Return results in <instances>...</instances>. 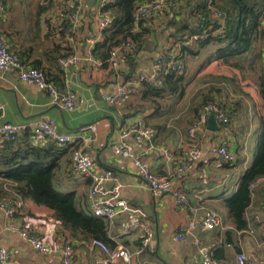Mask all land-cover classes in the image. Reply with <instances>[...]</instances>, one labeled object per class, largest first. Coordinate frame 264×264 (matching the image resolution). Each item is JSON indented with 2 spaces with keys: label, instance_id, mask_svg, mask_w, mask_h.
<instances>
[{
  "label": "crops",
  "instance_id": "0c3cea01",
  "mask_svg": "<svg viewBox=\"0 0 264 264\" xmlns=\"http://www.w3.org/2000/svg\"><path fill=\"white\" fill-rule=\"evenodd\" d=\"M192 1L176 0L179 9L175 17L173 11H165L151 21L136 24L135 30L142 32L150 46L139 53L134 70L123 57V50L119 52L117 69L93 54L95 45L103 39L99 28L103 13L100 0H53L39 17L34 8L30 9L33 19L29 24L24 18L28 8L15 5L8 9L6 20L0 22V31L9 49L24 56L27 63L37 60L56 88L60 92L73 91L78 102L73 110L63 109L51 102L47 92L18 80L15 69L0 70V104L4 110L0 125L11 122L28 126L42 116L54 119L57 132L68 136V141L61 144L65 153L60 160L57 187L74 191L82 205L88 204L89 180L75 172L70 153L80 144L83 135L94 136V142L87 148L94 168L112 171L121 185V196L132 207L146 213L139 222L130 223L125 213L107 222L109 241L106 243L111 247L125 246L131 253L130 263L120 260L117 264H199L204 250L224 264H237L239 253L255 259L254 264H264V178L251 188L244 211L245 227L236 226L225 205L237 191L253 159L259 116L264 108L258 88V80L264 79V35L239 55L207 61L223 45L215 40L189 55L182 50V45H193L190 27L199 22ZM12 12H17L14 18H10ZM210 16L214 18L211 13ZM172 18L175 23L171 24ZM72 20L77 26L68 35L64 28ZM28 28H36L38 34L30 33ZM207 33L215 36L219 30H204L200 36L204 38ZM159 53H171L183 63L182 96L144 93L142 80L154 68ZM67 54H75L81 60L64 68L58 59ZM121 86H127L126 98L118 104H108L103 95ZM207 99L220 104L229 123L223 125L216 119L215 126L207 115L197 130L199 156L190 161L184 172H179L178 167L184 166L191 155L188 126ZM138 121L155 128V141L161 150L150 151L145 142L133 143L136 155L151 172L170 176L173 186L184 192L188 203L197 208L196 213L177 207L171 194L153 195L133 160L113 153V144L123 140L133 142L130 136L121 138L120 131ZM87 125L91 129L81 130ZM221 144L235 154L234 162H225L213 152ZM0 183V198L19 204L11 218L0 211V247L10 251V264H58L60 261L58 249L49 255L33 250L20 235L19 231L25 229L55 248L66 242L72 244L74 264H93L101 255V250L91 245L92 237L57 220L50 208L22 199L10 181L0 179ZM204 208L214 210L220 224L210 230L197 227L185 239L176 240V228L190 218H200ZM13 222L18 229L8 228ZM144 226L151 228L153 239L148 247L141 248ZM195 237L200 239V244L195 243Z\"/></svg>",
  "mask_w": 264,
  "mask_h": 264
},
{
  "label": "built area",
  "instance_id": "2783aa9c",
  "mask_svg": "<svg viewBox=\"0 0 264 264\" xmlns=\"http://www.w3.org/2000/svg\"><path fill=\"white\" fill-rule=\"evenodd\" d=\"M80 2V0H77ZM109 0H100L101 7L105 2ZM207 4L210 7L211 14L216 20H220L224 23V15L221 10L212 5V0H207ZM178 6L176 0H145L137 3L133 11V21L135 24H139L142 21H147L152 17L163 14L165 11ZM8 14L6 6L0 1V20L5 21ZM74 20V19H73ZM72 20V21H73ZM262 24L259 26L260 36L264 35V16L262 17ZM110 21V15L108 12L103 11L99 28L102 30L108 25ZM77 26L75 21L64 28L66 34L71 35L74 28ZM221 30V29H220ZM219 30V32H220ZM197 35H193L191 39H196ZM134 45L131 41H126L111 49L107 62L111 68L117 69L119 66V52L121 50L133 49ZM91 56V55H90ZM80 57L75 54H68L59 58V64L67 68L70 65L77 64L80 61ZM13 68L16 70L15 76L18 80L26 82L28 84L35 85L38 89L48 93L51 102L59 105L66 110H73L77 108L78 102L76 94L68 90L66 92H60L54 83L50 81L45 72L37 67L28 66L23 64L20 57L11 51L7 45L5 36L0 32V70ZM169 70H175L182 72L183 63L178 60L171 53H159L154 60V68L145 77L149 83L156 86L162 84V75ZM128 94L127 86H121L113 93L103 95V99L111 105H115L123 101ZM90 107V104H86ZM4 114L2 105L0 104V116ZM212 114L215 119L221 122L223 125L229 123V118L221 106L216 102H209L204 104L196 114L195 119L189 124L187 129V138L190 147V160L186 161L184 166L178 167L179 172H184L190 165V161L197 159L199 156V149L197 146V130L201 123L205 120L206 116ZM30 129L32 134L37 139L47 140L56 144H64L68 141V136L60 134L56 130V122L54 119L48 116H42L37 118L31 124H15L11 122H5L0 125V145L4 141H12L19 134L25 130ZM91 129V125L83 126L81 130ZM121 138L131 137L133 142L120 141L112 145V151L114 154L122 157L132 159L134 165L141 170L142 178L145 184L150 189L151 193L155 196H163L164 194H171L174 198L175 205L179 208L186 209L189 213L194 214L197 208L188 203L187 195L181 190L173 186V179L168 175H158L151 172L138 158L135 153L133 143L145 142L147 149L150 151H160L161 147L156 144V130L152 126L145 124L143 121H138L132 124L129 128H124L120 131ZM80 144L73 149L71 159L74 165V170L78 175L88 178V191L87 200L88 206L92 213L96 216L104 218L107 222H111L113 218L121 213L126 214V218L130 223L142 221L146 217V213L137 207H132L128 199L121 196V185L110 170H96L94 168L93 159L87 153V148L94 142V136H82ZM163 150V149H162ZM165 153V151L163 150ZM219 158L223 161L232 163L235 161V154L229 151L226 145L221 144L213 148ZM260 179V178H259ZM251 184L253 187L258 180ZM111 184V186H108ZM19 204L11 203L6 198H0V211L7 217L14 216L17 206ZM257 220H260L256 216ZM220 224L219 215L211 209L204 208L200 218H190L184 225H180L176 228L174 238L176 240L185 239L186 235L191 234L197 227L203 229H213ZM9 229H18L13 223L8 226ZM20 235L33 250L49 255L56 251L60 252L61 258L58 264H74L75 249L70 243H64L60 248H55L48 241L39 238L28 230H20ZM153 239V231L150 227H143V234L140 240V247L146 248L149 246ZM195 243L200 244L198 237L194 238ZM91 245L101 250V255L95 259L93 264H117L118 261L130 263L131 253L127 247L119 245L115 247L109 246L106 242L93 238ZM237 264H254L255 259H249L244 253L236 255ZM11 253L4 247H0V264H10ZM199 264H224L214 259L206 250L201 252Z\"/></svg>",
  "mask_w": 264,
  "mask_h": 264
},
{
  "label": "trees",
  "instance_id": "16d2710c",
  "mask_svg": "<svg viewBox=\"0 0 264 264\" xmlns=\"http://www.w3.org/2000/svg\"><path fill=\"white\" fill-rule=\"evenodd\" d=\"M0 1L7 10L14 8V0ZM142 1L145 0H109L103 4L101 9L109 13L110 21L101 30L103 39L95 45L93 54L105 61L113 47L131 41L134 48L124 50L122 55L131 70H134L139 53L150 46L142 37V32L135 30L136 24L133 21L134 8ZM52 2L53 0H42L38 3L35 9L36 16L39 17ZM192 2V8L198 14L196 19L199 22L193 28L190 27V35H197V38L193 40V45H182V50L187 54L194 55L201 46L210 40H215L223 45L211 53L207 61L239 55L249 50L251 43L260 36L259 26L264 16V0H212V5L223 12L224 23L210 16L211 10L207 0H193ZM178 9L179 5L168 11H173V17H175ZM152 18L147 21H151ZM147 21H142L137 26ZM170 23H175L173 18ZM214 29L221 30L215 36L211 33H207L204 38L200 36L201 31L211 32ZM152 38L155 45L154 35ZM17 55L23 64L42 69L37 60L30 64L24 56L18 53ZM127 77H129L128 74ZM142 82L145 86L144 93L151 92L154 96L164 94L182 96L185 89L183 73L175 70H169L162 75L160 86L149 83L146 79ZM258 88L264 100V79L258 80ZM209 102L218 103L207 99L204 104ZM259 121L260 127L256 136L252 163L244 172L237 191L225 201L229 216L238 228H243L246 224L244 211L250 200L251 184L259 178H264V108ZM61 146V144L43 139L35 140L32 132L28 130L12 141H4L0 145V179L13 183L22 199H29L38 205L50 208L57 220L70 225L72 229L108 242L107 221L94 215L88 204L82 205L77 201L74 191H64L57 187L60 160L65 153Z\"/></svg>",
  "mask_w": 264,
  "mask_h": 264
},
{
  "label": "rangeland",
  "instance_id": "374dc122",
  "mask_svg": "<svg viewBox=\"0 0 264 264\" xmlns=\"http://www.w3.org/2000/svg\"><path fill=\"white\" fill-rule=\"evenodd\" d=\"M38 1H40V0H14L13 5L14 6L18 5V6H21L22 8H24V7L28 8V10H26V14H24V18L26 19V21L28 20V24H29L33 19L32 14L29 13L30 9H33V8L36 9V7H37L36 4L39 3ZM17 2H19V3H17ZM16 13L17 12H12L10 15V18H14ZM28 30L30 33H32L34 35L38 34V31L36 30V28H34L32 30L30 28H28Z\"/></svg>",
  "mask_w": 264,
  "mask_h": 264
},
{
  "label": "water",
  "instance_id": "95a60500",
  "mask_svg": "<svg viewBox=\"0 0 264 264\" xmlns=\"http://www.w3.org/2000/svg\"><path fill=\"white\" fill-rule=\"evenodd\" d=\"M208 121H210L215 126L217 124L216 119H215V117L212 114L208 115Z\"/></svg>",
  "mask_w": 264,
  "mask_h": 264
}]
</instances>
